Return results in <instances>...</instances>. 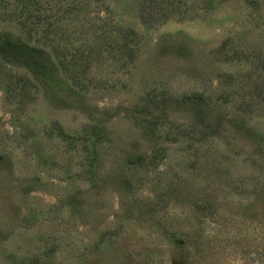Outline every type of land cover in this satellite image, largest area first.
Here are the masks:
<instances>
[{
  "label": "rangeland",
  "instance_id": "1",
  "mask_svg": "<svg viewBox=\"0 0 264 264\" xmlns=\"http://www.w3.org/2000/svg\"><path fill=\"white\" fill-rule=\"evenodd\" d=\"M42 1L58 12L82 6L85 21L107 22L110 10L137 43L117 68V30L94 37L80 18L54 22L55 35L43 38L41 18L22 28L0 7V32L51 47L71 61L63 77L72 91L77 78L87 85L72 107L47 104L26 71L0 62V264H264V150L228 122L217 138L178 137L199 128L196 109L203 121L245 111L243 124L264 137V62L224 54L264 52V0H154L143 19L139 0ZM147 92L166 115L157 128L166 123L176 138L149 137L141 123L150 117L130 115ZM92 124L105 137L88 149L97 158L90 177L81 142L57 134ZM155 148L160 161L128 168L126 159L148 160Z\"/></svg>",
  "mask_w": 264,
  "mask_h": 264
},
{
  "label": "trees",
  "instance_id": "2",
  "mask_svg": "<svg viewBox=\"0 0 264 264\" xmlns=\"http://www.w3.org/2000/svg\"><path fill=\"white\" fill-rule=\"evenodd\" d=\"M96 1L100 4V6L104 5V2L102 0ZM163 1L164 0H162V2ZM247 1L250 2V4L254 3L253 0ZM42 2V0H0L1 8H9L10 11L14 13L10 16L7 13H4L5 15L1 13V18H3L4 20L16 21V23L22 28H24L26 24H30L32 21H36L41 18V20L46 23L44 29L39 31L40 36H42L43 38H47L48 34L50 33L53 36L55 35L56 27L54 25V22L63 20L74 21V19H76V21H79L80 18H82L83 22L81 24V27L91 30L94 37V32L98 29L99 31H102L104 27H107L111 30H117L120 33L122 44L119 46V48L124 50L122 56H124L125 58L121 59L120 53L116 55L119 60L117 63V68H123L128 62L132 61L134 57V47L137 43L136 34L131 31L128 26L123 27L120 25H116L117 22L111 23V19L113 17L109 16L111 14L110 10H108L109 17H106L108 23L102 21V19L98 17L88 19L89 21H85L83 16L80 17V9L82 6L78 8V5H74L75 3H73L72 5H64L63 10L61 12H58L57 7L54 8V11L50 8L42 7ZM154 2V0H139V2H136L137 9L139 10V16L142 19L151 16V14L146 15V7L150 8L152 12L154 10H157L159 3L157 2L156 5ZM43 10L45 12H43ZM85 25L87 27H85ZM111 25H113V27ZM116 26L119 28H116ZM102 33L105 34L107 32L103 30ZM63 40L67 41V38H63ZM37 42L38 41L29 43L26 40H23L18 35H14L12 33L4 31L0 32V62L5 65L19 67L26 71L29 74L31 80L35 83L36 88L42 96V99L47 104H69L70 107L74 106L76 102L75 100H70V96L73 95L78 101L81 98V93L87 90V85L85 84L83 79L77 78L74 85L78 88V90L76 92H73L70 88V84L67 83V81L63 77V75L66 77L65 74L68 71V66H70V59L67 60L63 56L60 57V55L62 54H57L56 52L50 51L51 47H49L50 49H45V47H42V45H37ZM185 48L186 47H184L183 45H178L174 48V50L178 55H183ZM224 48L225 43H223L216 49V53L221 50L224 51ZM224 54L225 58L228 59H252L251 62L259 61V67L263 66L264 52H254L244 49L243 51H232L231 55L228 56L226 55V53ZM70 57H72V55ZM148 92L146 93L145 99H142V103L137 108L135 106L132 109L130 115H134L135 117L146 116L151 118L148 119L149 121H147V123H141L142 127L145 129L149 137H153L154 139L160 137H162L163 139L169 137L173 139L176 138L178 132L163 130L166 123H162V125H160V128H162L161 132L157 128L158 124L155 122L159 121V119L161 121L165 120L166 115H164L162 112L163 106L160 105L161 102L156 100L153 96H149ZM122 112L126 113L127 109H123ZM152 112H156L158 114L157 118L154 115H151ZM104 113H101V115L103 120H106L108 119V117ZM244 114L245 111H241L227 118L224 115L217 113L214 115L212 121L210 119L207 121H203L201 112L196 109L193 112V121L199 124V128L194 129L192 127H189V125H186V127H182L180 129L178 137L189 139L191 138L190 131H195L196 135L192 140L201 141V139L206 138H217L219 135L226 132V130L223 128V122H228L227 124L229 127H233L236 132L241 135V137H244L249 142H251L257 148V150H264V137L257 130L243 124L245 123V121L243 120V116H245ZM107 115L110 116L109 114ZM165 129H167V127H165ZM155 135H158V137H156ZM57 136L60 137L62 141L64 140L67 144H76L81 142V149L84 152V173L89 175L90 177H93L94 174L92 172V166L93 162L95 163L97 158L96 156L91 154L94 149L92 151H89L88 149L90 146H94V144H97L98 141H103V138L105 137L104 129L102 127L96 126L95 124H92L84 126V128L78 135H69L61 131L59 134H57ZM87 143L89 146H86ZM162 151L163 149L161 150L155 148L154 151H152L151 156L148 157V160H146V157L144 156H137L134 159H126V164L128 165L129 169H139L144 167L146 169L153 163H156L162 159ZM2 159L3 158L0 157V160ZM145 160L146 163H144ZM114 178L116 181L120 180L122 182L120 174L115 175L113 179ZM123 182H126V180H123Z\"/></svg>",
  "mask_w": 264,
  "mask_h": 264
}]
</instances>
